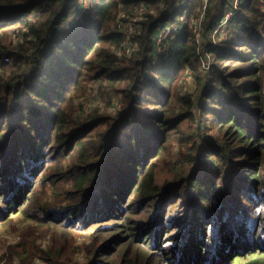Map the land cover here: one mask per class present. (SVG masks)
<instances>
[{
  "label": "trees",
  "instance_id": "trees-1",
  "mask_svg": "<svg viewBox=\"0 0 264 264\" xmlns=\"http://www.w3.org/2000/svg\"><path fill=\"white\" fill-rule=\"evenodd\" d=\"M78 1L0 0V222L22 213L51 237L15 254L30 249L45 264H264L260 0L241 2L230 37L205 39L210 85L196 103L177 87L185 66L202 85L191 28L174 38L157 30L176 19L165 12L175 0H88L75 19ZM186 6L190 21L203 0ZM203 15L208 36L212 6ZM132 19L141 30L127 59L117 55L127 33L113 25ZM94 83L121 94L115 114L86 111ZM80 231L90 232L81 247Z\"/></svg>",
  "mask_w": 264,
  "mask_h": 264
},
{
  "label": "rangeland",
  "instance_id": "rangeland-1",
  "mask_svg": "<svg viewBox=\"0 0 264 264\" xmlns=\"http://www.w3.org/2000/svg\"><path fill=\"white\" fill-rule=\"evenodd\" d=\"M78 3L76 7L80 5ZM203 3H206L207 7L212 6L215 15L216 12L215 7L217 6L216 4H214V0H203ZM227 3L229 4L230 2L228 1ZM87 7H88V0H87ZM232 19H234V16L230 20ZM203 20L200 21L202 25H203ZM229 21H228L229 30H234L236 21L235 22L233 21L229 22ZM202 25H199L200 30L202 29ZM14 34L15 33L11 35V39L14 42L13 44H16L20 42V39ZM201 35L202 36L199 38L200 42L202 41L203 35L205 34L202 33ZM219 35L220 37L223 36L224 39L230 37V35L228 37H224L223 34L222 35L219 34ZM205 39H207L208 44L214 43L211 39L210 34L208 36H205ZM137 46H138L137 43L133 42V46L131 47L130 51L136 50ZM130 57H127V59ZM155 61L154 63H157L156 59ZM195 65L197 69L196 74L200 75L199 78L201 79L202 85L201 86L198 85L197 81L194 78L195 69H193V67L185 66V71L183 73L182 79L177 83V87L179 88L180 92H182L183 94L184 93L190 94L194 98V102L196 103L199 94L203 92L206 88H208L210 85L211 65H209V67L207 68L206 62L202 61L200 58ZM83 100L85 102H83L82 105L86 107V111L87 110L89 111L88 108H98L100 112L115 114L122 105V98L120 93L110 90L108 88H101V86L97 85L96 83L90 85V88L88 89L85 98ZM195 126H196V130H195L196 132L200 128V125L197 123L195 124ZM220 140L222 139L221 138L218 139L219 142ZM173 152H174L173 158L175 160H178L179 158L177 155L178 148L175 147L173 149ZM39 225H40L39 222L35 223L30 218L23 216L22 213H19L11 217L10 222L1 221L0 222V264H45V262L40 257L38 256L34 257L30 249H28L27 253H23L22 256L19 257L15 254L16 249L12 248L19 243H26V245H23L25 248H31V249L48 248L51 244V237L49 234H45V233L39 236V231H40ZM89 233H90L89 231H80L79 233H77L76 244L80 247L82 246V244L85 245L88 244L90 242ZM79 255L81 256V258L78 260L80 262H85L86 261L85 256L81 253H79Z\"/></svg>",
  "mask_w": 264,
  "mask_h": 264
},
{
  "label": "built area",
  "instance_id": "built-area-1",
  "mask_svg": "<svg viewBox=\"0 0 264 264\" xmlns=\"http://www.w3.org/2000/svg\"><path fill=\"white\" fill-rule=\"evenodd\" d=\"M187 1L188 0H175L171 7L169 9H165L166 13L175 11L178 15L175 20L171 21L170 23L166 24L162 21L158 22L157 24V30H160L161 33L172 32V37L174 38L176 34H178L184 24H188L190 28H192V33L194 40L198 44V56L202 61L206 62L207 68L209 65H211V57L208 53V46L206 45L205 41V35H203L202 41H199V38L202 36L201 34H205V30L203 29V25L200 23L201 20H203V12H205L206 3H203V6L201 7V14L196 15L189 19L187 18ZM230 2L229 4L227 2ZM243 0H214V4H216L217 7H215L216 12L213 16V26L209 29V33L211 35V39L214 43L225 40L222 37H220L219 34H223L224 37H228L231 35L232 30H229L228 21L237 14V11L239 9V5L241 4ZM79 6H77L73 10V18L78 19L81 17V15L87 11V0H80ZM259 7L264 12V0H260ZM137 19V18H136ZM199 25H202V29L200 30ZM113 28H116L118 31L127 33V37L129 38V42L127 43V40L122 44V47L117 51V55L120 57H130L131 53L134 51H130L131 47L133 46V42H131L134 34H136L140 29L141 25H138L135 19H132L128 22H123L121 20H118L113 25ZM161 36V34H160ZM159 36V38H160ZM160 41V39H159ZM157 44L159 42H156ZM213 43V44H214ZM159 47L157 51H159ZM7 60V58H4Z\"/></svg>",
  "mask_w": 264,
  "mask_h": 264
},
{
  "label": "bare ground",
  "instance_id": "bare-ground-1",
  "mask_svg": "<svg viewBox=\"0 0 264 264\" xmlns=\"http://www.w3.org/2000/svg\"><path fill=\"white\" fill-rule=\"evenodd\" d=\"M77 5V4H76ZM76 5H75V8H76Z\"/></svg>",
  "mask_w": 264,
  "mask_h": 264
}]
</instances>
